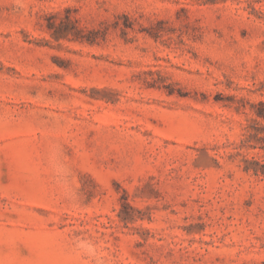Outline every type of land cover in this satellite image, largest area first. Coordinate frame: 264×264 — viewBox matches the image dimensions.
Listing matches in <instances>:
<instances>
[{
  "label": "rangeland",
  "instance_id": "rangeland-1",
  "mask_svg": "<svg viewBox=\"0 0 264 264\" xmlns=\"http://www.w3.org/2000/svg\"><path fill=\"white\" fill-rule=\"evenodd\" d=\"M0 264H264V0H0Z\"/></svg>",
  "mask_w": 264,
  "mask_h": 264
},
{
  "label": "trees",
  "instance_id": "trees-1",
  "mask_svg": "<svg viewBox=\"0 0 264 264\" xmlns=\"http://www.w3.org/2000/svg\"><path fill=\"white\" fill-rule=\"evenodd\" d=\"M263 116V115H262Z\"/></svg>",
  "mask_w": 264,
  "mask_h": 264
}]
</instances>
